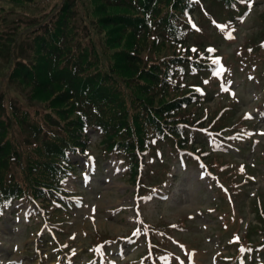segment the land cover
Returning a JSON list of instances; mask_svg holds the SVG:
<instances>
[{"label":"trees","instance_id":"16d2710c","mask_svg":"<svg viewBox=\"0 0 264 264\" xmlns=\"http://www.w3.org/2000/svg\"><path fill=\"white\" fill-rule=\"evenodd\" d=\"M250 1L0 0V221L22 200L48 203V222L59 221L63 210L56 204L67 196L65 185L76 168L70 158L88 152L91 128L101 137L105 158L127 160L142 195L160 192L172 177L161 146L171 147L174 156H198L230 207L214 210L233 224L254 169L223 152V142L241 144L233 137L251 125L245 115L235 122L232 105L215 113L204 106L212 99L198 89L225 85L229 69L216 80L209 50L219 48L194 44L193 35L202 33L200 25L194 31L197 13L215 21L218 8L225 28ZM256 39L261 42L250 46L254 50L238 56L252 62L262 50L260 60L264 28ZM198 133L211 148L195 142ZM146 156L151 160L140 171ZM250 201L255 220L242 236H231L236 252L221 255L225 264H264V190ZM150 227L145 223L143 230Z\"/></svg>","mask_w":264,"mask_h":264},{"label":"rangeland","instance_id":"374dc122","mask_svg":"<svg viewBox=\"0 0 264 264\" xmlns=\"http://www.w3.org/2000/svg\"><path fill=\"white\" fill-rule=\"evenodd\" d=\"M247 6L242 17H229L225 28L220 27L224 18L218 8L213 9L215 21L204 20L197 13L194 31L201 27L202 33L193 35L194 44L216 45L219 50L212 51L214 60L220 57V64L229 69L223 88L209 83L201 90L203 98L212 99L204 106L215 113L219 107L232 105L237 114L235 122L242 114L250 122L254 120L250 138L246 140L244 135L241 144L227 145L230 155L254 165L255 178L244 190L239 201L241 214L235 222L224 223L214 211L218 206L229 207L190 151L174 156L171 147L161 146L172 177L162 194L140 198L130 180L127 160L105 158L100 135L89 130L88 152L70 158L76 168L66 185L68 196L61 199L67 210L61 211L59 221L50 226L44 216L45 203L16 202L0 221V264H155L156 260L160 264H224L222 254H235L230 238L236 233L243 235L246 225L254 222L250 198L256 190H264V56L258 60L262 50L253 53L256 60L252 62L238 56L240 50H254L250 46L261 42L254 36L264 28V0H251ZM229 34L234 38L229 39ZM214 70L218 74V65ZM203 141L208 142L207 136L198 133L195 142ZM207 145L211 148L209 142ZM148 159L143 157L142 164ZM142 219L156 229L128 241L105 243L108 261L94 257V242L130 236L135 229L142 231ZM150 244L155 245L153 253ZM246 254L243 250L241 255ZM239 264H244L242 259Z\"/></svg>","mask_w":264,"mask_h":264},{"label":"snow or ice","instance_id":"6c2138e0","mask_svg":"<svg viewBox=\"0 0 264 264\" xmlns=\"http://www.w3.org/2000/svg\"><path fill=\"white\" fill-rule=\"evenodd\" d=\"M250 6H251V5L249 4V7H250ZM220 27L223 28L224 26H220ZM228 38H229V39H232V38H234V37H232V36L229 34ZM193 51H195V49H194ZM209 51H214V50L210 49ZM249 51H251V50H249ZM213 63L216 64V65H218V74H223L224 72L227 71V70H226V69L220 64V61H219L218 59L213 60ZM242 170H243V169H242Z\"/></svg>","mask_w":264,"mask_h":264}]
</instances>
